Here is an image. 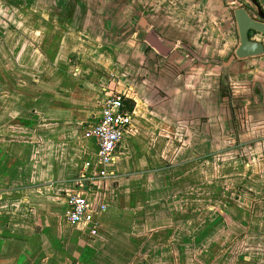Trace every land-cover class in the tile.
I'll list each match as a JSON object with an SVG mask.
<instances>
[{"label": "crops", "instance_id": "1", "mask_svg": "<svg viewBox=\"0 0 264 264\" xmlns=\"http://www.w3.org/2000/svg\"><path fill=\"white\" fill-rule=\"evenodd\" d=\"M49 1L34 52L0 50V264H264V55L231 59L238 2ZM118 16L122 45L90 47L79 27ZM112 94L131 128L102 165L85 130ZM74 192L106 206L98 235L68 222Z\"/></svg>", "mask_w": 264, "mask_h": 264}, {"label": "built area", "instance_id": "2", "mask_svg": "<svg viewBox=\"0 0 264 264\" xmlns=\"http://www.w3.org/2000/svg\"><path fill=\"white\" fill-rule=\"evenodd\" d=\"M131 128V111L125 99L112 94L104 101L98 122L85 130V137L97 143L98 159L102 165H108L115 159V153L126 132ZM113 173L101 170L98 177L104 178ZM67 220L71 225L90 226V235H98L100 213L106 210L104 204L94 205L80 192L68 194Z\"/></svg>", "mask_w": 264, "mask_h": 264}, {"label": "rangeland", "instance_id": "3", "mask_svg": "<svg viewBox=\"0 0 264 264\" xmlns=\"http://www.w3.org/2000/svg\"><path fill=\"white\" fill-rule=\"evenodd\" d=\"M45 1L47 2L46 7L42 8L41 10L35 9V8H27V7L20 8L19 6H16L14 4L9 5L8 3H6V4H8V6L0 7V50H2V48H3L2 46H4V45L5 46L6 45H15V43H16V42L12 43L11 41L7 42L5 40L4 34L7 32L12 33L14 35H16L18 33H20V35H22V33H26L27 36H26L25 51L27 52V50L33 49L34 46L31 42L30 38L34 37L33 36L34 35V33H33V28H34L33 24L34 23H32L35 21L34 19L38 20L39 14H41L47 20L52 19V17H55V11L56 10L49 6V3H50L49 0H45ZM232 1H234V2L237 1L238 4L244 5V3H243L244 0H232ZM261 4H262V6L264 5V0H263V3H261ZM232 14H233V12H232ZM105 15H107L109 17H116L115 14H113V13L108 14L106 12ZM119 18H121V16H118L117 18H115L113 23H112L111 19H109L110 23L106 20L104 24H102V22L92 24V22L89 19L88 24H85L82 27H79L78 25L77 26L73 25V27H79V28L84 30V33L87 34L86 36H88V40H89L88 45L90 47L95 46L99 49L106 50V51L114 50V49L116 50L124 42L123 36L129 35L131 32V27H129L128 24H121V23H123V20L121 19V22H119V20H120ZM28 22H30V24H28ZM36 23H37V21H36ZM23 24H25V25H23ZM43 25H45V24H43ZM44 27H47V25H45ZM36 31L38 32L39 30L37 29ZM255 38H258L260 40L261 36L257 35V36H255ZM36 39L38 40V38H36ZM238 41H239V36H238ZM52 43H55V41H52ZM75 43L77 44L78 48L83 47L85 44V42L83 40L82 41L76 40ZM45 45H46V43H45ZM46 46L49 47V45H46ZM125 46H128V43H125ZM33 52H34V49H33ZM234 55H235V53H234ZM71 57H72L71 59L75 62L77 59L75 57V55H74V57L73 56H71ZM28 60H30V58ZM32 71H36L35 67H32ZM43 73L44 72H40L39 75L36 72L35 73L34 72L27 73L29 82L32 84L34 78L35 79L39 78V76ZM0 78H1V73H0ZM41 81H48L47 70L45 71V75L41 78ZM249 247L252 249L253 245H250ZM243 250H244V248H243ZM71 262H72L71 264H77V260H75V259L72 260Z\"/></svg>", "mask_w": 264, "mask_h": 264}, {"label": "water", "instance_id": "4", "mask_svg": "<svg viewBox=\"0 0 264 264\" xmlns=\"http://www.w3.org/2000/svg\"><path fill=\"white\" fill-rule=\"evenodd\" d=\"M244 5L233 3V15L238 27L240 44L231 59L264 55V6L259 0H244ZM261 36V39L255 36ZM144 31L138 32L142 39Z\"/></svg>", "mask_w": 264, "mask_h": 264}]
</instances>
